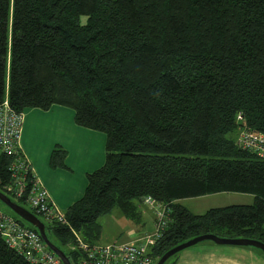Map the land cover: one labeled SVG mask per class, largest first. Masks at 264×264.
<instances>
[{
    "label": "trees",
    "instance_id": "obj_1",
    "mask_svg": "<svg viewBox=\"0 0 264 264\" xmlns=\"http://www.w3.org/2000/svg\"><path fill=\"white\" fill-rule=\"evenodd\" d=\"M5 92L16 112L63 105L105 135L66 224L15 200L71 264L73 233L97 242V218L112 208L139 222L143 196L167 210L153 264L203 233L264 243V158L236 141L242 128L264 137V0H0V102ZM64 154L52 147L49 166L64 167ZM12 158L0 153L2 181ZM223 191L253 199L202 213L174 201ZM0 264L29 263L0 237Z\"/></svg>",
    "mask_w": 264,
    "mask_h": 264
},
{
    "label": "crops",
    "instance_id": "obj_2",
    "mask_svg": "<svg viewBox=\"0 0 264 264\" xmlns=\"http://www.w3.org/2000/svg\"><path fill=\"white\" fill-rule=\"evenodd\" d=\"M3 98L6 99V92ZM20 112V133L17 139L19 151L27 160L34 177L45 189L49 201L63 211L82 195L86 185V174L103 163L105 135L100 131L75 124L72 109L63 105L51 104L44 110L37 107H25ZM55 145L61 146L65 151L64 167L51 168L48 164L50 150ZM229 193H233L231 197L234 198L253 199V195L249 193ZM185 199L186 197L174 201L188 209L181 203ZM141 203L138 202V204ZM192 206L196 208L195 205ZM145 210L149 213V226L147 227L143 222L142 210L139 209L140 221L137 224L141 225L136 235L152 230L153 209L148 206ZM190 212L200 213L199 211ZM121 241L125 240L110 242ZM174 264H264V254L239 245L203 244L181 250L176 255Z\"/></svg>",
    "mask_w": 264,
    "mask_h": 264
},
{
    "label": "built area",
    "instance_id": "obj_3",
    "mask_svg": "<svg viewBox=\"0 0 264 264\" xmlns=\"http://www.w3.org/2000/svg\"><path fill=\"white\" fill-rule=\"evenodd\" d=\"M239 116L237 115V118ZM21 112L11 109L6 99L0 102V153L11 155L6 167L8 178L0 189L10 199L24 196L28 208L44 221L66 224L63 212L48 199L43 186L34 177L27 160L17 146L20 133ZM237 144L248 148L264 158V137L257 132L242 128L237 135ZM6 195V194H5ZM140 202L153 209L152 230L121 242L86 243L75 233L73 264H153L149 248L161 236L167 222L165 205L143 196ZM0 237L7 248L22 256L29 264H62L57 255L43 243L36 230L21 223L14 215L0 210Z\"/></svg>",
    "mask_w": 264,
    "mask_h": 264
},
{
    "label": "rangeland",
    "instance_id": "obj_4",
    "mask_svg": "<svg viewBox=\"0 0 264 264\" xmlns=\"http://www.w3.org/2000/svg\"><path fill=\"white\" fill-rule=\"evenodd\" d=\"M229 192L231 191L204 194V195L198 196L197 199H194L195 197H186V199L182 200L181 203L184 204L188 209H190V211H193V212L199 211L200 213H202L205 209L209 207L224 206V205H230V204H236V203H241V204L250 203L252 201V199L250 198L248 199L247 197H244L245 198L244 200L231 197L233 196L231 195L233 193H229ZM236 196H238V194H236ZM243 201H247V202H243ZM192 205H195L196 208H194ZM138 208L142 210V213H141L142 220L143 222H145V225H147L148 227L149 226V223H148L149 213L145 210V209H148V206L146 204L141 203V204H138ZM0 210H2L3 212L7 214L13 215L11 210H9L1 202H0ZM97 220L100 224V234L98 238L99 243L116 241V240L118 241L126 240L129 238H133L138 233V231H140L139 228L141 224L138 225L139 223L137 224V222L127 219L118 208H112L111 211H109L108 213L100 215L97 218ZM203 244L204 245H209V244L222 245V244L213 243L210 240H202L190 246L195 247V246H200ZM73 245H68L66 247L68 250H72ZM224 245H230V244H224ZM181 250H179L178 253Z\"/></svg>",
    "mask_w": 264,
    "mask_h": 264
},
{
    "label": "water",
    "instance_id": "obj_5",
    "mask_svg": "<svg viewBox=\"0 0 264 264\" xmlns=\"http://www.w3.org/2000/svg\"><path fill=\"white\" fill-rule=\"evenodd\" d=\"M0 202L3 205H5L9 210H11L14 214H16L19 218L30 224L37 231L43 243L47 246V248H49L57 255V257L60 259L62 264H71L66 254L55 244H53L48 240V238L44 233V224L37 216H35L32 212L28 211L21 205L17 204L15 201L11 200L7 195H5L1 191H0ZM202 240H210L216 244L251 246L257 248L264 254V243L259 240L253 238H246V237H233V238L219 237L211 233H203L192 236L186 240H183L169 247L168 249L163 251L162 254H160V256L156 259L154 264H162L170 255L174 254L175 252Z\"/></svg>",
    "mask_w": 264,
    "mask_h": 264
}]
</instances>
